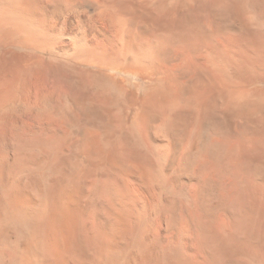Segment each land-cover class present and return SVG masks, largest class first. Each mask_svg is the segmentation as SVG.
<instances>
[{
	"label": "bare ground",
	"instance_id": "obj_1",
	"mask_svg": "<svg viewBox=\"0 0 264 264\" xmlns=\"http://www.w3.org/2000/svg\"><path fill=\"white\" fill-rule=\"evenodd\" d=\"M0 264H264V0H0Z\"/></svg>",
	"mask_w": 264,
	"mask_h": 264
}]
</instances>
